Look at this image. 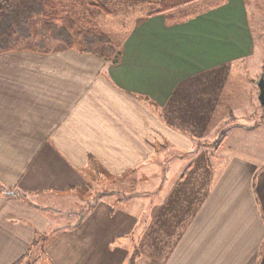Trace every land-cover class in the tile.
Segmentation results:
<instances>
[{
  "label": "crops",
  "instance_id": "0c3cea01",
  "mask_svg": "<svg viewBox=\"0 0 264 264\" xmlns=\"http://www.w3.org/2000/svg\"><path fill=\"white\" fill-rule=\"evenodd\" d=\"M247 6L142 15L116 63L0 54V264H264V115L237 122L218 87L212 116L216 74L254 53Z\"/></svg>",
  "mask_w": 264,
  "mask_h": 264
},
{
  "label": "rangeland",
  "instance_id": "374dc122",
  "mask_svg": "<svg viewBox=\"0 0 264 264\" xmlns=\"http://www.w3.org/2000/svg\"><path fill=\"white\" fill-rule=\"evenodd\" d=\"M246 1L248 3V6L246 8L248 14V23L250 25L253 36L254 53L249 58L231 63L228 68L224 69L225 72L222 75L219 73L216 74V88L214 89L215 105L214 114L212 116L214 118H226L227 112L225 110V105L227 103H230V100L224 98L222 92L220 91H226V89H229L231 90L230 92H233L232 94H237L238 99L241 103L239 105V113L235 111V113H237V116H240L239 118H237V122L248 125L250 123H254L255 120L259 119L258 115H256L259 114V112L263 113L264 115V106H261L259 104L258 87L256 85V81L261 75L264 79V0ZM62 2L64 3V6L67 8V10L69 9V14L76 24L80 23L81 17L85 15V12L91 13L94 16L95 21L99 25L100 29L107 34V36L119 51L122 40L133 23L140 16L156 8L153 0H62ZM93 2H100L106 8L107 12L103 13L96 9L92 5ZM219 3L220 0H199L197 2L186 5L183 9L187 12H192L193 14L197 10L204 9L212 5L214 6L215 4L219 5ZM49 47L52 50H57L60 48H64V45L61 42H50ZM217 78H219V80ZM218 87L222 90H219ZM233 98H231V101H233ZM247 101H251L250 104ZM230 122L232 123L233 121H226L225 123ZM221 129H223V127H219V129L216 130V138L212 144H216L221 137L223 133V130ZM143 172H147V175L149 171L139 170L135 174V177H139V175H141ZM198 172L201 183V180L204 179L205 171L204 169H198ZM156 173H158V170H151V174ZM214 174H217V170H214ZM201 177H203V179ZM149 187L151 188V190H153L157 189L158 186L157 184H152L151 186L136 184L135 194H140L137 193V190H139L141 194L142 190L151 191ZM138 199L139 200L138 202H136V204L139 205L140 208H142L141 198ZM62 203L63 201L58 205ZM52 210H55V208H53ZM50 211L51 210H49V212ZM53 219L55 220V222H57L59 219H62V216L60 217L55 214V217ZM43 235H37L39 239L38 242L45 241L46 235H44L45 237ZM158 251V247H155V250H152L154 255H158ZM42 253V248H35L30 255V261L32 262V259L35 260L34 258L36 257H41Z\"/></svg>",
  "mask_w": 264,
  "mask_h": 264
},
{
  "label": "trees",
  "instance_id": "16d2710c",
  "mask_svg": "<svg viewBox=\"0 0 264 264\" xmlns=\"http://www.w3.org/2000/svg\"><path fill=\"white\" fill-rule=\"evenodd\" d=\"M197 1L153 0L156 8L144 15L163 14L168 22L180 21L192 15L183 8ZM92 5L107 12L100 2ZM68 10L62 0H0V54L15 51L46 54L52 51L50 42H61L66 49L116 63L120 51L100 29L94 16L85 12L76 24Z\"/></svg>",
  "mask_w": 264,
  "mask_h": 264
},
{
  "label": "water",
  "instance_id": "95a60500",
  "mask_svg": "<svg viewBox=\"0 0 264 264\" xmlns=\"http://www.w3.org/2000/svg\"><path fill=\"white\" fill-rule=\"evenodd\" d=\"M256 85L258 87V101L260 105L264 106V79L262 75L257 79Z\"/></svg>",
  "mask_w": 264,
  "mask_h": 264
}]
</instances>
